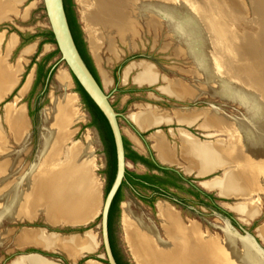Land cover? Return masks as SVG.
I'll return each instance as SVG.
<instances>
[{"label": "bare ground", "instance_id": "6f19581e", "mask_svg": "<svg viewBox=\"0 0 264 264\" xmlns=\"http://www.w3.org/2000/svg\"><path fill=\"white\" fill-rule=\"evenodd\" d=\"M23 1L0 0V22L3 20L10 21L14 15H19V7L23 4ZM78 1L81 2L80 5L89 8L87 0ZM96 1L99 2V0ZM109 1L110 5L107 7L111 12L103 17V24L106 28L108 23L111 22V25L109 24L112 26L111 28H113V25L117 26L120 29L118 31H121V36L124 34L123 30H125L128 31L129 37L135 38L139 25V21H135L136 15L140 14L141 17H145L148 27L154 30L156 34L160 32L165 24L164 19H167L172 30L170 34L171 42L179 40V46L176 49L177 55L189 56L195 61L196 66L191 71L195 76L194 83L188 85L178 79L168 80V85L161 88L164 93L183 100L194 99L200 94L203 95V92H225L242 100L241 61L244 56L242 39L235 38L236 40L233 41V34L231 35L233 31L235 34L239 33L236 20L226 31H222L221 26L216 22L214 23L218 27L213 28L209 24L210 19L207 18V12L203 11L204 7L200 5L202 3L200 0ZM219 1L225 7L224 13L231 22L232 19L238 18V16H233L230 10L235 0ZM99 4L101 3L99 2ZM228 4L230 7H228ZM214 10L216 11V9ZM28 11L29 8L27 7L25 14ZM234 26L236 30H234ZM187 34L194 38L184 37ZM3 36V34H0V42ZM17 39L18 37L14 34L10 37L8 49L16 45ZM90 48H92L94 55L98 57L99 50L94 40L91 41ZM138 65H141L142 68L136 79L138 83L151 85L158 82L160 73L155 65L149 62H142ZM22 71V61H19L15 66L5 65L0 61V101L14 89ZM130 72L131 68L129 67L124 76L128 77ZM104 76L108 79L107 73L104 72ZM57 78L63 89L69 88L70 82L66 73H60ZM31 82L32 75L22 87L21 95L28 91ZM76 99V96L70 93L52 96L51 107L44 111L45 132L39 156L40 161L32 165L27 173L25 170H21L23 156L21 154L14 155L8 145L9 143L7 144V139H2L3 134L0 129V222L4 217L24 219L25 217L33 218L39 213H44L51 224L75 225L92 221L99 213L101 190L98 178L93 173L94 164L90 160L89 153L83 151L81 146L77 145L66 148L65 151V145L72 135L70 127L77 119L79 120L78 110L75 109ZM218 111L178 114V118L183 123L192 124L196 118L206 114L208 125L226 130L228 128V117L226 118ZM6 112L5 120L16 142L19 144L25 143L29 136L31 124L27 112L23 107H17L16 103H8ZM132 119L144 129L165 120L170 121L167 113H159L151 109L146 114L140 112L133 114ZM235 123L236 134L234 133V135L236 140L232 141L229 148H226L228 151L222 150V147L218 145V148L212 154L223 153L224 157L235 159V163L237 160L242 159L249 168L252 166L258 168L261 161L264 160V141H257L244 122L236 121ZM156 135L160 155L165 162L169 161V152L163 142L162 135L160 133ZM192 139L190 137L184 138V153L191 155L193 158H199L211 152L208 149H199ZM203 142L205 143V141ZM202 163L203 161L198 165L205 168L206 163ZM244 164L240 163L236 167L238 168L237 171L240 172L221 183V192L224 195L228 196L232 192H237V189L240 191L242 187L248 191L251 190L249 188H253V185H248L245 181V175L241 173L242 169L240 168ZM255 176L257 177V175ZM157 208L166 238L161 237L153 225H149L139 218L129 203L123 204L122 225L125 231V239L137 264H193V259L196 257L216 256V252L220 253L229 264H264V255L254 246L250 236L242 239L244 251L238 250L231 240L211 239L213 241L211 246L203 238L198 224H183L177 218V211L165 202H159ZM239 210L241 213L248 215L253 211L248 205L240 207ZM225 227L230 236L235 237L234 234L238 236L237 233L233 234L228 225ZM262 230L264 235V227ZM91 234L87 233L86 236H63L57 233L51 234L45 230L26 228L22 231L17 243L20 246L35 245L49 250L60 249L65 251L71 258L77 259L84 252L89 253L96 249L98 242H96V237ZM5 235L0 234V239L4 238ZM39 256H32L29 262L31 264H43L47 261V259Z\"/></svg>", "mask_w": 264, "mask_h": 264}, {"label": "rangeland", "instance_id": "374dc122", "mask_svg": "<svg viewBox=\"0 0 264 264\" xmlns=\"http://www.w3.org/2000/svg\"><path fill=\"white\" fill-rule=\"evenodd\" d=\"M200 1L202 2L200 5L204 7L203 11L207 12V18L210 19V26H213V28L218 27L216 26V23H218L219 26H221L222 31H226L227 28L233 25L232 23H235L236 20V23L238 24L236 27H238L239 33L235 34L233 31V33H231V35L233 34L232 40H236L235 38L244 39L246 42H249L248 45L250 49L256 50L255 53L249 54L244 62L245 69L247 70V76L250 79L249 83L258 87L262 95L261 101L259 102L253 97L247 95V97L244 98L247 102L246 104V102L240 100L239 97H234L233 94L228 95L225 92H203V95L200 94L194 99H178L177 102L179 105H176L175 101H173L172 99L177 98L168 94L166 95L172 97L171 105L175 108H183V110L187 109V107L190 108L189 103H192L190 101L197 100L195 103H192L195 104L193 107H191L192 109L188 108L190 111L199 109L203 111L207 109H215L217 111L219 110L218 112L222 113L226 118L228 117V120H232L231 122H234V120L244 122L250 128L251 133L255 136L256 140L262 142L264 141V56L257 54L258 51L259 53L264 52V42L260 43L261 37L258 38L259 35L254 34L253 29L257 25H262V27H264V0H235L230 10L232 11L231 13L233 14V16H238V18L234 17L235 19H232V22L229 18L226 17L227 15L224 13L225 7L220 3L219 0ZM86 2L88 3L89 8H86L82 4L80 5L81 2H79L78 0H74L75 9L83 31L84 39L98 70L102 85L105 88L106 92L110 95L115 109L119 111V113H121L120 121L122 128L124 129L126 136L130 140L134 139L133 137L136 132L133 130V128L125 118L129 117L135 112H138L141 108V104L151 103V100L146 98V94L149 92L148 90L132 93L130 92L135 88L133 81H136L137 77L142 71L141 65L138 64H141L142 62H149L157 67L159 73H161V78L159 79V84H156L155 86L158 85L157 88L160 89L161 87H166V85H168V80L178 79L188 85L194 83L195 76L191 71L196 66L195 61L189 56L186 57L177 55L176 49L179 46V40L171 42L172 38L170 34L172 30L168 25L167 19H164L165 24L163 25L160 32L156 34L154 30H151L148 27L145 21V17H141L140 14L136 15L135 21H139V25L137 27V36H135V38L129 37L128 31L123 30V37L121 36V31H118L120 29L117 26L115 27L113 25V28H111V22L108 23L107 28H109V30H107L105 24H103V17H106V15H109V13L111 12V10H109L107 7L110 5L109 0H99L101 4H99V2L96 0H87ZM27 7L29 8V11L27 12V14H25ZM228 7H230L229 4ZM214 9H216V11ZM19 10L20 14L17 16L14 15L13 18L10 19V21L3 20L0 22V34L4 35L0 42V61L1 63L9 66L17 65L20 56L23 53V49L27 45L35 43L34 41L26 45H21L22 43L20 42L21 44L18 45L14 52L12 54H8V42L13 34L18 37V40H20V34L26 36L29 35V33H36L40 30L50 29V24L43 0H24L23 4L19 7ZM208 19L206 20L208 21ZM90 25L91 27H89ZM234 30H236V28ZM184 37L190 39L194 38L193 36L188 34ZM92 40H94L95 44L98 47V57L94 55L92 48H90ZM39 41L40 39H38L36 42L37 47L35 44L36 51H34L32 55L26 56L28 61L24 63V70L20 75V82L3 100L0 101V129L3 134L2 139H7V144L9 143L8 145L14 152V155L16 154L18 156V154H21L23 156L21 162V170H25L27 173L32 165L37 164L40 161L39 156L43 146L42 134L44 135L45 132L44 124L42 123V118L40 117V115L38 118L36 130L34 131L30 110L35 108L38 104L40 113V111H45V109L51 107L52 96H60L67 93H70L72 95L74 94L77 98L75 109L78 110L77 113L79 115V120L77 119V121H75V123H73V125H71L70 127V131L72 135H74H71L70 140L66 143L65 151L66 148H72L77 145L81 146V149L83 151H87V153H89L90 160L94 164L93 173L98 178L100 184L101 207H99V213H97V215L94 217V220L92 219L93 221H91L88 226L78 228H71L66 224H63V226L60 224H51L50 222H48L47 217L44 213H39L36 217L33 218L25 217L24 219H10L4 217L0 222V234H6L4 238L0 239V264H13L20 258H24L25 256H29L32 254L41 255L46 259L54 262L48 264H105L101 261L103 259H106V257L102 240L100 213L103 207L105 190L108 184V157L106 147L97 127L91 125V113L86 108L82 96L77 91V84L75 82V79L68 66L64 62L58 63L56 70L53 76L50 78L46 89V84L45 86H43L41 83L35 85L37 79V63H32V60L36 58V62L41 61V59L46 54L57 49L56 44L48 43L43 45L41 53L38 54ZM134 55L137 56L133 57ZM59 57L60 55H57L55 58H53L50 61V65H55L57 62H59ZM121 63L123 67L120 73H116V70L118 69L117 67ZM129 67L131 68L130 82L126 85H123L125 75L124 73H126V70ZM59 72L66 73L69 77V88L63 89L61 87L57 78V76L60 74ZM104 72L107 73L108 79L105 78ZM31 75V85L28 91L24 95H21V89ZM115 75L120 77V85L115 84ZM148 87L149 86H145L144 88L140 89H146ZM117 89H119V91H117ZM155 89L156 88H154V91ZM134 93H140L141 96L136 97V99ZM8 103H16L17 107H23L27 112L31 124L29 129V136L25 143L19 144L18 142H16L14 136L11 133L9 125L5 120L7 113L6 105ZM199 118H201V121L198 120V123H196L193 128H187L186 126L181 124H176L175 127L177 128L168 126V128L170 127V133H168V135L171 139V142H173L175 146L177 143L181 149V141L178 137L180 136L179 134L182 128H187L196 136L201 138L200 140L202 141H215L218 139H223L225 144L229 145L230 132L221 130V128H218L216 131L210 129L208 130L202 125L205 122L204 115L200 116ZM130 119L131 121H134L132 118ZM160 130H162V128L156 127L148 132L146 139H148L150 144H153V142L149 140L148 137L155 131L158 132ZM132 143L135 147H138L134 144V142ZM180 160V162L177 161V164L181 168L188 171V168H186V161L183 160L182 157L180 158ZM128 167L132 170L144 171L143 168H136L135 166H133L131 162H129ZM234 169H236L234 165L228 166L227 169L220 167L210 174L205 173L204 176H197L196 178L201 180L202 182L214 180L216 178L225 176L224 172H226V170ZM258 177L259 180L256 188H254L253 191H251L247 195V197H224L219 194V191L217 189L206 188L204 187L203 183L200 182V185L204 187V189L217 195V197L219 198H217L219 205L224 210L232 214L237 224H234L228 217V215L220 211H216V213H213L212 211H209L207 209L197 208L196 212L192 211V213H190L188 210H185L182 213L180 207H177L173 203H169V201H164L163 199L157 201L156 205L154 207H151L148 204L143 203L131 192H128L126 200L121 204V218L119 220L117 228V235L121 248L126 254L127 259L130 261V264H137V262L135 261L125 239V231L122 225L124 203H129L135 214L149 225H153L163 238H166V236L162 228L161 220L159 218V210L157 208V204L159 202H165L172 206L177 211V218L183 224H198L203 238L211 246L213 243L211 239L220 241L231 240L233 245L238 250L244 251L245 248L242 239H246L247 237H242L239 235L236 236L234 234H238V232L244 234V231L241 229V226H243L246 231L256 236L260 244L264 247V238L259 233L260 229L264 227V174L259 173ZM253 203L257 204L256 207L260 209V213L255 217L247 218L243 213H241L239 208L244 206L245 204L247 205ZM233 207H236V209H234ZM221 216L226 220H223ZM228 220L231 221L236 229L231 226ZM227 225L230 227L228 228L233 231L235 237H232V235L230 236L226 232L225 226ZM26 228L45 230L47 232H50L51 234L56 232L66 236H68L69 234L86 236L87 233H92L91 235L96 237V242L98 243L94 251H91L89 253L84 252L81 257L73 259L69 255H67L65 251L60 249L49 250L35 245L20 246L17 243L18 238L21 235L22 231ZM81 228H84V231H81ZM68 229H77V231L68 233L66 232ZM33 248L41 250L46 254L28 252L29 249ZM215 254L216 256H198L193 259V264H229L228 261L224 259L220 253L216 252ZM77 260L78 262H76Z\"/></svg>", "mask_w": 264, "mask_h": 264}, {"label": "crops", "instance_id": "0c3cea01", "mask_svg": "<svg viewBox=\"0 0 264 264\" xmlns=\"http://www.w3.org/2000/svg\"><path fill=\"white\" fill-rule=\"evenodd\" d=\"M260 28V29H259ZM253 29V28H252ZM257 30V31H256ZM253 31H254V34H257V35H259L258 37H261V40H260V43L261 42H264V27H262V25H257V26H255V28L253 29ZM256 31V32H255ZM262 32V33H261ZM257 40H259V39H257ZM20 40H18L17 39V43H16V45L14 46V47H12V48H10V49H8V54H12L13 52H14V50L18 47V45L20 44ZM37 41H35V43H33V44H29V45H27L24 49H23V53L21 54V56H20V60L19 61H22V64H23V70H24V63H26L28 60H27V58H26V56H30V55H32L33 53H34V51H36V49L34 48L35 47V44H36V47H37V43H36ZM248 43L249 42H246L244 39H242V48H243V52H244V56H243V58H242V61H241V68H242V73H241V76H242V84H241V91H242V101L243 102H246L245 101V99L244 98H246L247 97V95L248 96H251V97H253L254 99H256L257 101H261V93H260V91H259V89H258V87H256V86H254V85H251V83H249L250 82V79H249V77L247 76V70L245 69V62H244V60L245 59H247V57H248V55L249 54H253V53H255L256 52V50H252V49H250V47H249V45H248ZM27 50H29V51H27ZM32 52V53H31ZM29 53H31V54H29ZM257 55H262V56H264V52H261V53H259V51H258V54ZM125 74V73H124ZM21 75V74H20ZM130 75V76H129ZM128 75V77H126V76H124L125 78H124V80H123V85H126V84H128L129 82H130V78H131V73ZM160 78H161V73H160ZM159 78V79H160ZM19 80H20V76H19ZM18 80V82H20ZM18 82H17V84H18ZM159 83V80H158V82L157 83H155V84H151V85H149L148 83H142V84H140V83H138L137 81H133V84L136 86V87H138V88H144L145 86H149V87H152V86H155L156 84H158ZM16 84V85H17ZM16 87V86H15ZM14 87V88H15ZM162 88V87H161ZM160 88V89H161ZM160 89L159 88H157L156 87V89H155V91H158L160 94H166V93H163V91H160ZM129 98H130V96H129ZM146 98H148V99H152V100H160L161 98H160V96L157 94V93H154V92H148L147 94H146ZM184 100V99H183ZM246 104H247V102H246ZM140 105V104H139ZM150 105V106H149ZM141 108H140V110L138 111V112H135V113H133V114H138L139 112L140 113H142V114H146V113H148V110L150 111V109L151 110H155V111H157V112H159V113H162V112H164V113H167V115L169 116V118H170V121L168 120V121H162L161 123H156V125L155 124H153L152 126H150V127H148V128H146V129H144V128H142L138 123H136L135 121H131V119L130 118H132V115H130L129 117H127V118H125L126 120H127V122L131 125V127L133 128V130L134 131H138V132H140V133H145V132H147V131H150V130H152V129H154V128H156V127H160L161 125H168V126H172L173 124H181V125H184V126H194L196 123H198V120H200L201 121V118H199V119H195L194 120V122L192 123V124H187V123H183V122H181V121H179V116H178V114H185V113H187V114H190V113H198V112H201V111H203V110H201V109H199V110H192V111H190L189 109H184L183 110V108L181 109V108H174V109H172V110H170V109H165V108H161V107H159V106H155V105H152V104H141V106H140ZM143 109H145V110H143ZM159 109V110H158ZM192 109V108H191ZM163 110V111H162ZM176 110H179V111H176ZM212 110H215V109H207V110H205V111H203V112H207V111H212ZM160 111H162V112H160ZM168 111V112H167ZM180 111H186V112H180ZM189 111V112H188ZM203 116V115H202ZM204 117H206L205 118V122L202 124L203 126H204V128H206V129H210L211 130V128H213L212 130H214V131H216L217 129H218V127H214V126H211V125H208V123H207V116H206V114H204ZM228 120V119H227ZM199 121V122H200ZM236 121L234 120V122H231L230 120H228L227 121V123H228V128L225 130V131H228V132H230V136H232V137H230V139L231 140H229V145H227V144H225V142L223 141V139H219V141H220V143H219V141H217V140H215V141H209V142H211V143H209L208 141H205V143L202 141V140H200V139H198V137L194 134V133H192L190 130H188L187 128H182V130H181V132H180V136L178 137L179 139H180V141H181V149H180V147L178 146V144L176 143V146L173 144V142H171V139L169 138V135L167 134V133H165L163 130H160V131H155L154 133H152L148 138H149V140H151L152 142H153V144H151L150 146H151V148H152V150H153V152L156 154V157L158 158V160L161 162V163H166V164H169V165H176V166H178V167H180L177 163L178 162H180L181 160H180V158L182 157L183 158V160H185L186 161V163H187V165H186V168H188V171H186L185 169H183V168H181L183 171H184V173L187 175V176H195V177H197V176H204V174L206 173H208V174H210V173H212V172H214L215 170H216V168L217 169H219L220 167L221 168H224V169H227V167L228 166H231V165H234L235 167H237V166H239V164L240 163H245V162H243V160L242 159H240V160H237V162L235 163V159H230L229 157H224V154L223 153H219L218 152V154H212L213 152H214V150H216L217 148H218V145H220V147H222L221 149L222 150H225V151H228V149H226L227 147L229 148L230 147V145H231V143H232V141L234 142L235 140H236V136L234 135V133L236 134V129H235V127H236V123H235ZM202 126V127H203ZM233 126H234V128H233ZM216 128V129H215ZM232 129V130H231ZM221 130H224V129H221ZM123 131H124V129H123ZM166 135V137L168 138V140H167V138L165 137V135L162 133V132ZM124 133H125V131H124ZM157 133H160V135H162V139H163V142H164V144H165V146H166V148L168 149V152H169V161H164L163 159H162V157H161V155H160V150L157 148V144H158V142H157ZM136 135V134H135ZM234 135V136H233ZM125 136H126V134H125ZM173 136V135H172ZM127 137V136H126ZM154 137V138H153ZM165 139H164V138ZM185 137H190L191 139L192 138H194V139H192L193 140V142H194V144L199 148V149H208V150H210L211 152L210 153H206V155H202L201 157H199V158H197V157H195V158H193L191 155L189 156V155H187V153H184L183 152V147H185V145H184V138ZM134 138V140L135 141H137L136 140V138L135 137H133ZM129 139V138H128ZM130 140V139H129ZM148 140V139H147ZM166 140V141H165ZM197 140H199V141H197ZM131 142H134L133 141V139H131L130 140ZM197 142V143H196ZM200 142V143H199ZM155 143H156V145H155ZM134 144L136 145V146H138V147H135V149L136 150H138L140 153H142V154H147V152H146V148L144 147V144H143V146L141 147V146H139V145H137L135 142H134ZM206 144V145H205ZM214 144V145H213ZM171 147V148H170ZM179 154V155H178ZM176 157V158H175ZM204 157V158H203ZM192 159H193V162H192ZM196 159V160H195ZM202 159V160H201ZM208 159V160H207ZM178 162H177V161ZM198 160H200V161H198ZM213 160V161H212ZM201 161H203V163L202 164H205L206 163V166H205V168H203V167H201V166H199L198 165V163H200ZM216 161V162H215ZM190 163V164H189ZM192 163H193V165H192ZM195 163V164H194ZM218 163V164H217ZM134 166V165H133ZM190 167V168H189ZM237 169L238 168H236V170L234 169V170H226V172H224L225 173V176H222V177H220V178H216V179H214V180H209V181H204V182H202L201 180H200V182H202L203 183V185H204V187H206V188H209V189H217L218 191H219V194L221 195V196H224V197H245V196H247L251 191H253V189L254 188H256V186H257V183H258V180H259V177H258V175H259V173H263L264 174V160L263 161H261V165L258 167V168H255V167H248L247 166V164L245 163L244 164V166H242L240 169H242V172L241 173H243L244 175H245V181L248 183V185L250 184V186L251 185H253V188H249V189H251L250 191H248V190H245L242 186V188H240L241 190L240 191H238V189H237V192H232L230 195H224L222 192H221V183L222 182H225L226 181V179L227 178H229V177H231L232 175H234V174H236V173H238V172H240V171H237ZM197 170V171H196ZM242 174V175H243ZM255 175H257V177L255 176ZM225 177V178H224ZM221 179V180H220ZM224 179V180H223ZM218 181V182H217ZM219 181H221V182H219ZM256 183V184H255ZM209 184V185H208ZM208 185V186H207ZM211 186V187H210ZM210 192V191H209ZM235 194V195H234ZM238 194V195H237ZM245 194V195H244ZM217 196V195H216ZM246 205V204H245ZM249 207H251L252 208V213H250L249 215L248 214H246V213H243L247 218H252V217H255L256 215H258L259 213H260V209L259 208H257L256 207V204L255 203H253V205L252 204H247ZM246 205V206H247ZM255 205V206H254ZM258 211V212H257ZM259 233L261 234V236L264 238V235H263V230H262V228L260 229V231H259ZM35 255H37V256H39L38 254H32V255H29V256H25L24 258H20L19 260H17L16 262H14L13 264H31L30 262H29V259L32 257V256H35ZM39 257H41V258H43V259H46L45 257H43V256H39ZM28 258V259H27ZM22 259H24V260H22ZM28 260V261H27ZM29 262V263H28ZM48 263H54V262H52V261H50V260H48L47 259V261L46 262H44L43 264H48Z\"/></svg>", "mask_w": 264, "mask_h": 264}, {"label": "flooded vegetation", "instance_id": "af4514ba", "mask_svg": "<svg viewBox=\"0 0 264 264\" xmlns=\"http://www.w3.org/2000/svg\"><path fill=\"white\" fill-rule=\"evenodd\" d=\"M44 31L45 30H40L36 33H29V35H27V36L37 34L39 32H44ZM19 37H20V41L22 43V35L20 34ZM47 38H48L47 35L39 36V37L35 38L34 41H37L38 39H40V41H39V45H40L41 41L43 39H47ZM46 44H48V43H46ZM88 51H89V49H88ZM136 56L137 55H134L133 57H136ZM145 57H148V56H145ZM37 67H38V65H37ZM117 68L118 69L116 70V73H120V71L122 69V63L119 64V66ZM36 73H37V69H36ZM114 80H115L116 85L121 84V79L119 80V82H116L115 78H114ZM157 86H152V88H156ZM117 91H119V89H117ZM149 92L157 93L161 98L160 100L149 99V100H151L150 104L155 105V106H159L161 108L170 109V110L175 108L174 106L171 105V98L172 97H169L166 94H160L158 91H154V90L149 91ZM134 96L136 98V97L141 96V94L140 93H134ZM172 100L175 101L176 105H179L177 102L178 98L177 99L173 98ZM192 103H189L190 108L187 107V109L188 108L191 109V107H193L195 105ZM175 104H173V105H175ZM30 111L32 113V125H33L34 131H35L36 127H37L38 118L40 115L39 109H38V104L36 105L35 108L31 109ZM92 121H93V118H92ZM175 125L176 124H173L172 126L174 128H177V127H175ZM160 128H162L163 131L166 130L167 132L164 131L165 133H167V134L170 133L169 132L170 127L168 128V125H161ZM187 128H193V126H187ZM148 132L149 131H147L145 133L148 134ZM137 133L140 134V132H138V131H137ZM196 133H199V132H196ZM141 134H142V137L139 136L140 139L136 135H134V137L136 138L137 141H135L134 139H133V141L137 145L142 147L143 143L141 142V139L144 138L142 140L144 141V147L146 148L147 154H142L138 150H136L132 142H131L132 143L131 147L138 154L146 157L151 162H153V164H155V167H152L150 163H145V162H142L141 160H138L136 162H131V164H133L136 168H143L144 171H138V170L130 169L132 172H134V174L130 177V179H129V173L127 172L126 178L124 180L126 185L122 189L121 197L123 200L120 203V212L119 211L114 212L115 214H114V222H113V230H114L113 234H114L115 252H116L117 256L114 252H113V254L115 256V259L119 258L125 264H130V261L127 259L126 254L124 253V251L121 248V245L119 243L118 235H117V228H118L119 220L121 218V204L126 200V196H127L128 192H131L138 199H140L143 203H146L151 207H152L151 202L153 200H155V202L153 203L154 206L156 205V202L161 200V199H163L164 201H169V203H173L177 207H180L182 210V213L185 210H188L190 213H192V211L196 212L197 208L207 209L209 211H212L213 213H216V211H218L220 209L223 210V208L219 205V203L217 201L218 197L216 196V194L213 192H209L208 190L204 189V187H202L200 185L199 179H197L195 176H187L184 173V171L176 165H169L166 163H161L158 160V158L156 157V154L153 152V150L150 146L151 144L146 139L147 135L144 136L143 135L144 133H141ZM165 137H166V135H165ZM199 139H201V138H199ZM167 140H168V138H167ZM128 162H130V161H128ZM128 170H129V168H127V171ZM143 176H148V178L147 179L143 178ZM228 217L231 219V221L234 224H237V222L235 221L233 216L228 215ZM110 243H111V240H110ZM112 251H113V249H112ZM116 261H117V259H116Z\"/></svg>", "mask_w": 264, "mask_h": 264}, {"label": "water", "instance_id": "95a60500", "mask_svg": "<svg viewBox=\"0 0 264 264\" xmlns=\"http://www.w3.org/2000/svg\"><path fill=\"white\" fill-rule=\"evenodd\" d=\"M43 2L49 20L50 29L54 34L57 48L60 50V54H61L60 61L57 62L50 71V74L47 78L45 89L48 86L53 70L57 67L58 63L64 62L68 66L73 77H75L79 81V83L82 85L85 91L89 94V96L94 100V102L105 114L114 134L116 151H117V174L110 191L108 192L107 196H105L104 198V203L100 214H101L102 240H103V247L105 250V257L108 260L109 264H118L113 254L110 243L109 213L113 200L126 178L127 168H129L128 167L129 162L127 161L126 158V148L124 142L125 133L123 131L120 121L121 113H119V111L115 109L111 101L110 95L106 92L103 85H101L98 82L96 77L93 75V73L87 66L83 57L81 56L70 29L67 14L65 11L64 0H43ZM196 101L197 100L190 102L195 103ZM40 117L42 118V123L44 124V110L40 111ZM136 136L140 139V137H142V134L141 133L138 134L136 132ZM42 138H43V134H42ZM142 139L141 142L144 144V141ZM222 219L226 220L224 217H222ZM90 222L91 221L82 224H75V225L66 224V225L70 226L71 228H78V227H86L90 224ZM229 223L234 229H236L231 223V221H229ZM241 229L244 231V234H241L236 230L238 232V235L242 237H247V235L250 236L254 242L253 243L254 246L262 253V255H264V247L260 244L257 237L251 234L250 232L246 231L243 226H241ZM75 235L78 234H69L68 236H75ZM76 262H78V260Z\"/></svg>", "mask_w": 264, "mask_h": 264}, {"label": "trees", "instance_id": "16d2710c", "mask_svg": "<svg viewBox=\"0 0 264 264\" xmlns=\"http://www.w3.org/2000/svg\"><path fill=\"white\" fill-rule=\"evenodd\" d=\"M64 6H65V11L67 14V18H68V22L70 25V29L73 35V38L75 40V43L77 45V48L81 54V56L83 57L84 61L86 62L87 66L89 67V69L91 70V72L93 73V75L96 77V79L98 80V82L102 85L98 70L96 68V65L93 61V58L90 54V52L88 51V47H87V43L84 39V35H83V31L81 28V25L79 23L78 20V16H77V12L75 9V3L74 0H64ZM22 35V44L21 45H26L29 44L31 42H33L35 40V38L39 37V36H44L47 35L48 38L47 39H43L39 45V50H38V54L41 53L42 47L44 44L46 43H53L56 44V40L54 37V34L52 32L51 29L49 30H45L44 32H39L37 34H33L30 36H25L23 34ZM57 55H60L59 57V61L61 59V54H60V50L57 48L56 50L46 54L41 61H37L36 62V58H34L32 60V63H37L38 67H37V79H36V84H42L43 86H45L46 82H47V78L50 74V71L53 67V65H50V61L55 58ZM31 63V64H32ZM125 66V65H124ZM123 67V65H122ZM56 68L53 70L51 77L53 76L54 72H55ZM75 82L77 84V91L80 93V95L82 96L83 102L86 106V108L90 111L91 116L93 118V121L91 122V125L95 126L98 128L102 140L105 144L106 147V152H107V157H108V169H107V174H108V184L105 190V196H107L108 192L110 191L114 180L116 178V174H117V151H116V144H115V139H114V134L111 128V125L107 119V117L105 116V114L102 112V110L98 107V105L94 102V100L89 96V94L85 91V89L82 87V85L79 83V81L74 77ZM115 79L116 82H119L120 77L115 75ZM152 91L154 90V88L152 87H148L146 89H140L138 87H135L133 90H131L130 92H137V91ZM115 107V106H114ZM32 117V113L30 114ZM144 136L147 135V133L143 134ZM124 142H125V148H126V158L127 161L130 162H136L138 160H141L142 162L145 163H150L152 167H155V164H153V162H151L149 159H147L146 157L138 154L136 151H134L132 149V143L131 141L124 136ZM129 173V179L130 177L134 174V172H132L130 169L127 171ZM143 178H148V176H143ZM126 185L125 181L123 182L122 186L120 187L119 191L117 192L113 203L111 205V209H110V213H109V236H110V240H111V246L113 249V252L116 254L115 252V245H114V230H113V222H114V212L115 211H119L120 212V203L123 200L121 195H122V189L123 187ZM219 199V198H218ZM155 200H153L151 202L152 207H154V203ZM226 215L232 216V214L226 210H218ZM84 228H81V231ZM77 231V229H68L66 232H75ZM28 252H37V253H44L41 250L38 249H29ZM46 254V253H44ZM51 255V254H49ZM53 256V255H51ZM117 256V254H116ZM117 259V263L118 264H125L124 262H122L119 258ZM102 262H104L105 264H109L107 259H103L101 260Z\"/></svg>", "mask_w": 264, "mask_h": 264}]
</instances>
